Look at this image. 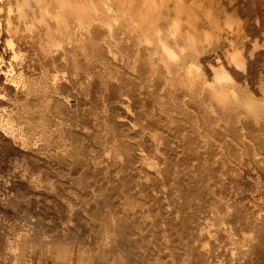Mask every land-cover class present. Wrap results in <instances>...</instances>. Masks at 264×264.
Here are the masks:
<instances>
[{"label":"rangeland","instance_id":"374dc122","mask_svg":"<svg viewBox=\"0 0 264 264\" xmlns=\"http://www.w3.org/2000/svg\"><path fill=\"white\" fill-rule=\"evenodd\" d=\"M231 1L264 76V0ZM5 16L1 2L0 264H264V117L128 78L70 80Z\"/></svg>","mask_w":264,"mask_h":264},{"label":"bare ground","instance_id":"6f19581e","mask_svg":"<svg viewBox=\"0 0 264 264\" xmlns=\"http://www.w3.org/2000/svg\"><path fill=\"white\" fill-rule=\"evenodd\" d=\"M0 1L6 7L8 34L37 42L55 64L58 57L71 63L70 80L82 74L88 80L93 74L106 80L128 78L139 81L141 91L157 87L174 96L182 90L214 112L264 117V76L249 65L259 56L254 53L259 39L246 34L231 0ZM80 59L90 65L84 73ZM61 75L66 77L55 70L53 78ZM121 97L132 112L130 90Z\"/></svg>","mask_w":264,"mask_h":264}]
</instances>
